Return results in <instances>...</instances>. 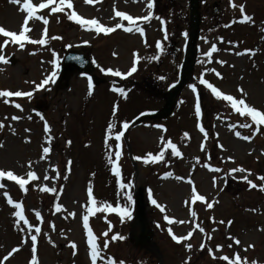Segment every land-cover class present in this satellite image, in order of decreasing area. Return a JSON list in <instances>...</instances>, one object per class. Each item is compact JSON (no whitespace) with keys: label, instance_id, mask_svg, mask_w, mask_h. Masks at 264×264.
I'll use <instances>...</instances> for the list:
<instances>
[{"label":"rangeland","instance_id":"rangeland-1","mask_svg":"<svg viewBox=\"0 0 264 264\" xmlns=\"http://www.w3.org/2000/svg\"><path fill=\"white\" fill-rule=\"evenodd\" d=\"M32 2L39 4L45 0ZM149 2L153 3L151 10L147 8ZM71 3L73 8H65L62 13L39 10L37 14L49 21L46 26L42 20H29L30 39H41L47 29L45 45L25 42L21 49L10 42L0 53L8 61L0 63V90L33 92L31 98L8 97V104L3 103L5 98H0V123L4 124L0 128V170H10L24 178L28 171H34L38 177L25 186L27 191L14 181L0 179L5 185L0 188V264H30L32 256L30 235L17 225L12 214L15 209L7 203L5 192L14 202L23 204L25 216L33 225L31 234H36L34 227L41 228L37 234L38 264H92L83 227L86 209L92 207L88 203L89 188L97 207H101L100 202L105 206L128 207L132 215L130 220L125 217L123 221L116 212L102 211L89 216V228L99 249L97 264H107L108 259L116 264L120 261L159 264L155 255L133 244L136 180L145 189L149 234L161 250L162 264H225L218 257H232L234 253L264 264V192L260 191L264 181L258 179L264 176V126L250 140L237 137V131L243 136L255 130V125L252 129L240 127L242 123H251L250 118L240 116L227 102L217 100L199 84L203 77L224 94L235 98L246 94L247 104L264 111V0H198L201 24L194 70L176 99L174 116L165 121L144 120L134 127L144 113L164 109L166 93L179 82L192 27L190 0H71ZM240 4H244V15L251 16L252 21L240 22L243 19ZM71 11L83 19H96L105 27L117 23L128 26L127 21L115 15L117 11L134 19L151 11L153 18L147 22L137 19L144 29L143 36L135 29L129 33L123 28L104 34L68 20L66 13ZM25 16L19 4L0 0V27L18 34ZM161 20L165 21L163 25ZM53 36L61 39H52ZM4 39L8 38L0 36V44ZM157 42L161 49L156 48ZM213 43L218 52L213 53L209 62L204 53ZM71 50L89 56L94 64L92 74L106 80L92 81L91 95L88 94L91 76L76 73L68 83L60 79L62 59ZM237 52L245 54L236 55ZM53 60L59 61L56 82L36 90L35 85L53 71ZM136 60L137 71L123 79L100 71L111 68L127 73ZM114 85L125 90L126 98L112 91ZM190 85L196 86L195 93ZM15 103L23 110L15 108ZM197 103L201 107L200 117L195 114ZM13 116L20 119L12 120ZM45 122L50 128L48 133L44 131ZM125 122L129 125L127 129L122 127ZM110 123L116 125L113 137L117 131L125 134L129 130L127 140L138 164V179L135 180L124 136L119 141L121 158L117 163L121 182L131 184L130 189L120 188L108 163L110 155L115 160L117 143L109 139L105 144ZM197 125L208 133L207 139ZM231 125L236 127L233 129ZM168 140L176 144L181 156H172L171 149H163ZM46 146L50 152L41 159ZM162 149V160L144 162L149 154L156 156ZM214 167L221 171L209 170ZM236 167H243L245 173H231ZM45 175L48 180H44ZM246 175L257 188H249L243 180ZM42 187L56 188V192H42ZM193 187L205 201L192 202ZM125 192H131V203L125 199ZM152 199L164 208L163 212ZM208 203L213 204L211 209ZM57 204L61 206L60 212L56 211ZM37 211L40 219L36 218ZM191 211L197 213L195 218ZM165 216L173 223L169 224ZM196 225L205 231L201 233ZM189 232L192 236L180 243L172 239V235L187 236ZM114 235L124 238L112 240ZM229 237L239 239L240 244L235 245ZM188 244L191 249L186 247ZM201 244L205 245L203 249ZM217 245L222 246L221 250H216ZM14 248L18 251L9 256ZM208 249H212L211 254Z\"/></svg>","mask_w":264,"mask_h":264},{"label":"snow or ice","instance_id":"snow-or-ice-1","mask_svg":"<svg viewBox=\"0 0 264 264\" xmlns=\"http://www.w3.org/2000/svg\"><path fill=\"white\" fill-rule=\"evenodd\" d=\"M11 3L13 4H19L21 7V10L23 12L26 13L25 19L23 21V25L21 26V30L19 31V33L17 34V32L14 31H8L5 30L3 27H0V36H3L5 38L8 39H4L3 43L0 44V53L3 52V49L6 45H8L10 42L12 44H16L19 45V47L21 49L24 48L25 46V42L27 43H31V44H39V45H45L47 43V39L44 38L47 36V29H44V34L43 37L41 39H30V37L27 35V33H29L31 31V29L27 26L29 23V20H37L40 21L42 20L43 24L46 26L49 21L48 19H46L45 17L38 15L37 13L39 12V10L41 9H50V11L52 13H62L65 12V8L67 9H72L73 5L71 3V0H58V3L56 2V0H45V2H41L39 4H34L32 2V0H10ZM86 2H92V0H86ZM232 7L235 8L237 7L236 4H232ZM147 8L149 10H151L153 8V3L149 2L147 4ZM239 11L243 17V19L240 21L241 23L244 22H250L252 21V17L249 15H244V11H245V6L244 4H240L239 5ZM67 19L70 21H75V23H77L78 25H80L81 27H86L88 29H95V31L97 33H104V34H109L112 33L113 31H115L116 29H120L123 28V31L125 32H132L134 29L136 32H138L141 36L144 35V29L142 27H140L137 24V19H142L143 21L147 22L150 21L153 17H152V12L149 11L148 14L146 16H143L142 18H137L134 19L131 15H127L124 12L121 11H117L115 13V15L117 17H120L122 21H127L128 22V26L125 27L122 23H117L114 27H105L104 25H102L100 22H98V20L96 19H83L80 15H78L75 11H71L70 14H67ZM157 19H159L157 17ZM165 23V21L161 20V24L163 25ZM228 25H225V27H227ZM184 36H187V33L183 34ZM52 39H61L60 37H56L53 36L51 37ZM165 39H167V35H165L164 37ZM156 48L157 49H161V44L159 42L156 43ZM247 51V50H246ZM218 52V48L217 45L215 43H213L211 45V47L209 48V50L207 52L204 53L205 57L209 58V62H211V58L213 53ZM245 53H241V52H237L236 55H243ZM55 52H53V56H55ZM156 57H151V59H155ZM7 59L5 58L4 55L0 54V63H7ZM138 62V60L133 62V66L129 69V71L127 73H121L120 71H114L113 69L109 68L107 70L100 68L101 72H104L106 75H111L113 77H120V78H125L126 76H131L133 73H135L137 71V67H136V63ZM52 65H53V71H51V73L49 75H47L44 79H42L40 81L39 84L35 85L36 90H41L44 89L46 85H48L49 83H55L56 79H57V72L59 69V61L58 60H53L51 61ZM217 63H224L223 61H217ZM211 71L215 72L214 69H211ZM218 77H220V73L216 72L215 73ZM160 79H164V77H160ZM199 84L203 85L206 89H209L211 94L213 96H215V98L217 100L220 101H224L227 102L230 105V108L235 111L236 113H238L240 116H245L250 118L251 123H242L240 125L241 128H247V129H252V126L255 125V130L251 132V135H243L241 136V133L239 131L235 132V135L243 140H250L251 136L256 135L257 132H259L261 130V126H264V111L258 110L257 108L250 106L249 104L246 103V94H243V96L241 98H235L233 95L230 94H224L223 92H221L220 90L217 89V87L213 86V84H211L207 79H204L203 77H201L199 79ZM192 91L195 93L196 92V86L195 85H190L189 86ZM92 89H93V84H92V78L88 77V94L91 95L92 94ZM112 91L113 92H117L119 93L121 96L125 97L127 96V93L125 92V90L123 88L120 87H116L115 85L112 87ZM239 91H241V93H243V90L240 89ZM33 96V92L28 91V92H24V91H9V90H0V98H5L3 100V103L8 104V97H28L31 98ZM15 108L20 109L21 111L23 110L21 105L19 103H15L14 104ZM114 113L116 111V109L114 108ZM195 114L197 117H200L201 115V107L199 105V103L196 104L195 107ZM37 115H40L39 113H37ZM12 120H19L20 117L18 116H13L11 118ZM29 119H31V117H29ZM41 120H44V117L41 115L40 116ZM199 127V130L204 133V138L207 139L208 138V133L205 132V129L203 127H200L199 125H197ZM4 124L0 123V128H3ZM122 127L124 129H127L129 127L128 123H123ZM231 128H235L236 125H231ZM116 128V125L114 124H109L108 125V133L109 135L106 136L105 138V144H108V140L109 139H114L117 143L115 144V149L116 151L114 152V156H115V160L112 159L111 155L108 158V163L111 165V171L114 174V176L117 178L116 182L119 184L121 189H125L128 188L130 189L132 187L131 184H125L121 182V168L119 166V164L117 163L120 158H121V144L119 143V141H121V138L124 136V132L123 131H117L116 134L114 135V137L111 135V133L113 132V130ZM27 131V130H26ZM44 131L45 133L50 132V128L49 125L47 124V122H45L44 124ZM188 134L185 133V136H187ZM50 139V138H49ZM70 143V142H69ZM203 144L201 145V148L203 150ZM163 149H171V155L175 156V157H179L181 156V152L177 149L176 144L172 143L171 140H168L164 145H163ZM163 149L160 151V153L156 156H152L151 154L148 155L147 158L144 159L145 163H148L149 161L155 163L156 161L162 160L164 158V151ZM111 151V150H110ZM50 152V148L49 147H43V156H41V159H44ZM71 162L69 161V164ZM205 167H209L208 165H205ZM210 171L214 172V173H218L221 171V169L219 167H214V168H209ZM245 169L243 167H236L230 170L231 173H245ZM171 173H166V176H171ZM249 175H251V173H249ZM27 178H24L22 176L16 175L14 174L13 171H4V170H0V179H7L8 181H14L21 190L27 191V189L25 188V186L30 182V181H36L38 179L36 172L34 171H28L26 174ZM66 178V177H65ZM177 179H180V177H176ZM49 177L47 175L44 176V180H48ZM259 180L264 181V176H260L258 177ZM243 180L248 184L249 188L251 189H255L257 188V184L253 183L252 180H250L248 178V176H243ZM189 183H191V181H189ZM214 183H215V178H214ZM5 185L0 183V188H4ZM40 191L42 192H56V188H48V187H42L40 189ZM260 191L264 192V186L260 187ZM125 199L131 203L133 201V196L131 194V192H125L123 193ZM4 196L7 198V203L9 205H11L15 211L12 213L14 217H16V223L17 225H19L22 229H26V232L28 235H30V242H31V252H32V256H31V261L30 264H38L37 261V234L41 233V228L36 226L34 227V232L36 234H31L33 231V225H31L29 223V220L26 218L25 216V209L24 206L21 202H14V200L8 195L7 192L4 193ZM149 198L151 199V193L149 194ZM191 200L193 203H195L196 201H205V197L203 195H199L197 194V191L195 189V187L192 188V195H191ZM88 203L92 205V207H88L86 209V212L88 213L87 215L83 216V227L87 233V245L90 248V257H91V262L92 264H97V260H98V256H99V249L96 243V237L93 235L92 230L89 228V216L96 213V212H102V211H109V212H116L118 213V215L120 216L121 220L123 221L125 217H127V219H131L132 215H131V211L129 210L128 207H120L119 205H117L116 207H112L111 205H104L103 202L101 203V207H97V201L93 199V194H92V189L89 188L88 189ZM152 203L154 205H156L157 207L160 208V210L163 212L164 208L161 207L160 205L157 204V201L155 199H152ZM207 207L209 209H211L213 207L212 203H208ZM56 211L60 212L61 211V206L59 204L56 205ZM36 218L40 219V212L37 211L35 213ZM69 215H73L72 213H69ZM191 216L192 217H196L197 213L195 211H191ZM165 220H167V222L169 224L173 223L172 219H169L167 216H165ZM22 222V224H21ZM179 223H183V221H179ZM220 223H224L223 221H221ZM232 222L229 221L228 224L230 225ZM197 228H199V231L201 233H203L205 230L203 227H200L199 225H196ZM109 231H111V225H109ZM213 231H215V229H213ZM169 234L171 235V229H169ZM104 235H107V233H104ZM192 236V232H189L187 234V236H180L177 237L175 235H172V239L174 241H176L177 243H180L183 240H187L189 237ZM123 239V236H112V240H116V239ZM208 239H211V236L208 237ZM229 239L233 240V243L235 245H239L240 241L239 239H235L232 237H229ZM51 242V241H50ZM74 249L76 248V245L73 243L71 245ZM107 245V241H105L104 243V247L106 248ZM186 247L188 249H191L192 245L188 244L186 245ZM201 249H203L205 247L204 244H201ZM229 248L232 247V244L228 245ZM253 245H248V248H252ZM222 246L217 245L216 246V250L219 251L221 250ZM248 249L246 248L245 251H247ZM18 251V249L14 248L12 249V252L9 253V256L12 255L13 252ZM209 253H212V249H208ZM8 257H5L4 259L6 260ZM213 259H217V257L213 256ZM218 259H220L221 261L225 262V264H258V262L256 260H252V261H248L247 258H241V256L239 255V253H234L232 257L228 256V255H222L220 257H218ZM107 264H116L115 261H113L112 259H108L107 260ZM119 264H123V261H120Z\"/></svg>","mask_w":264,"mask_h":264},{"label":"water","instance_id":"water-1","mask_svg":"<svg viewBox=\"0 0 264 264\" xmlns=\"http://www.w3.org/2000/svg\"><path fill=\"white\" fill-rule=\"evenodd\" d=\"M192 12H193V26L191 32V39L189 42V49L186 56V60L184 62L183 72H182V81L179 85H177L172 93L169 95L168 103L166 109L163 112L155 113V114H146L141 119L144 118H163L166 119L172 116L173 107L175 104V99L186 84L191 72L193 70V62L196 54V42L198 40L199 35V12L197 6V0H191ZM92 70V67L89 64V59L84 58L83 55L77 53L69 54L64 60L62 79L70 78L75 72L80 71L82 73H88ZM141 120H139L140 122ZM136 204L138 214L136 216V223L141 226V237L139 239V243L142 246H146L150 249L156 250L154 246L151 244V238L147 235V219H146V207L144 202V190L142 188H138L136 190Z\"/></svg>","mask_w":264,"mask_h":264}]
</instances>
